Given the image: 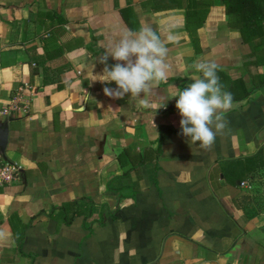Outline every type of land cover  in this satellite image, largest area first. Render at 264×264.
I'll return each mask as SVG.
<instances>
[{
    "label": "crops",
    "instance_id": "obj_1",
    "mask_svg": "<svg viewBox=\"0 0 264 264\" xmlns=\"http://www.w3.org/2000/svg\"><path fill=\"white\" fill-rule=\"evenodd\" d=\"M145 25L176 37L148 106L96 80ZM201 60L234 97L207 150L172 97ZM4 125L22 176L0 188V264H264V22L244 35L222 0H0Z\"/></svg>",
    "mask_w": 264,
    "mask_h": 264
},
{
    "label": "clouds",
    "instance_id": "obj_2",
    "mask_svg": "<svg viewBox=\"0 0 264 264\" xmlns=\"http://www.w3.org/2000/svg\"><path fill=\"white\" fill-rule=\"evenodd\" d=\"M175 39L171 33L166 40L162 39L155 28L145 25L135 31L126 29L118 39L109 41L99 58L104 68L96 80L105 84L114 82L116 87H104V94L122 99L130 93L132 98L148 106L144 97L151 94L155 85L168 79L167 43ZM109 57L116 63L109 65ZM192 67L201 75L193 77L191 83L172 97H177L175 107L181 116L180 134L189 138L192 145L199 142L198 146L207 150L213 146L217 135H223L228 128L225 113L232 108L234 97L221 83L215 62L196 61ZM141 93L143 98H140Z\"/></svg>",
    "mask_w": 264,
    "mask_h": 264
},
{
    "label": "trees",
    "instance_id": "obj_3",
    "mask_svg": "<svg viewBox=\"0 0 264 264\" xmlns=\"http://www.w3.org/2000/svg\"><path fill=\"white\" fill-rule=\"evenodd\" d=\"M222 3L229 20L235 19L244 35L253 37L259 33L264 22V0H222Z\"/></svg>",
    "mask_w": 264,
    "mask_h": 264
},
{
    "label": "built area",
    "instance_id": "obj_4",
    "mask_svg": "<svg viewBox=\"0 0 264 264\" xmlns=\"http://www.w3.org/2000/svg\"><path fill=\"white\" fill-rule=\"evenodd\" d=\"M27 102L22 93L16 94L13 98L11 107L6 111L26 112ZM22 176V167L18 164L8 162L0 154V188L14 184L19 181Z\"/></svg>",
    "mask_w": 264,
    "mask_h": 264
},
{
    "label": "water",
    "instance_id": "obj_5",
    "mask_svg": "<svg viewBox=\"0 0 264 264\" xmlns=\"http://www.w3.org/2000/svg\"><path fill=\"white\" fill-rule=\"evenodd\" d=\"M8 136H9L8 125H4L0 127V152L2 154H5L6 147L8 144Z\"/></svg>",
    "mask_w": 264,
    "mask_h": 264
}]
</instances>
